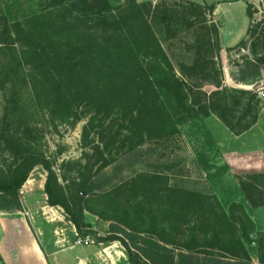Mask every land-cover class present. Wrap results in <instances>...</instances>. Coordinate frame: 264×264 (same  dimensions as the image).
<instances>
[{
  "label": "rangeland",
  "instance_id": "obj_1",
  "mask_svg": "<svg viewBox=\"0 0 264 264\" xmlns=\"http://www.w3.org/2000/svg\"><path fill=\"white\" fill-rule=\"evenodd\" d=\"M110 1L122 6L126 0ZM135 1L151 3L148 24L185 84L188 99L205 96L197 112H174L176 132L166 139L142 138L140 125L123 121L116 107L101 111L82 103L76 118L61 124L51 118L44 94L28 79L27 85L17 82L15 87L38 129L39 149L76 207L146 173L167 177L169 187L193 195L195 201L201 196L206 207L228 215L244 211L256 231L250 235L249 257L259 264L256 239L264 235V207L245 200L238 179L264 191V98L259 95L264 63H256L264 60V0H170L178 6L166 9L169 0ZM154 5L160 6L156 12ZM61 9L59 0H0V17L9 24L55 20ZM62 45L67 49L68 37ZM70 56L81 59L77 52ZM4 59L0 51V62ZM252 64L260 66L258 76H245L242 67ZM4 89L0 85V114L8 97ZM209 103L205 116L203 108ZM12 161L0 152V168ZM45 178V171L35 168L21 189L20 210L0 212V264H130L118 242L102 244L88 236L92 243L77 244L83 237L63 210L46 204ZM83 184L91 187L89 194L81 190ZM86 210L88 229L97 238L106 237L110 223Z\"/></svg>",
  "mask_w": 264,
  "mask_h": 264
},
{
  "label": "trees",
  "instance_id": "obj_2",
  "mask_svg": "<svg viewBox=\"0 0 264 264\" xmlns=\"http://www.w3.org/2000/svg\"><path fill=\"white\" fill-rule=\"evenodd\" d=\"M113 3L59 0L60 14L48 21L9 24L0 17V51L5 55L0 85L8 92L0 114V152L13 160L0 168V212L20 210L21 189L33 170L41 167L46 173V204L61 208L80 237L120 243L130 264H252L248 246L256 231L244 211L228 215L221 208L206 207L201 196L195 201L193 195L169 187L167 177L146 173L76 207L40 151L38 129L24 110L17 82L27 85L29 79L44 94L51 118L61 124L75 119L82 103L101 111L116 107L123 121L140 125L141 137L146 139L168 138L179 121L174 112L192 115L205 99L202 94L188 99L185 84L148 24L151 3ZM64 37H68L67 49L62 45ZM75 52L80 60L71 58ZM259 70L254 64L242 67L245 76H258ZM210 108V103L203 108L205 116ZM238 180L245 200L253 207H264V191ZM81 190L92 191L87 184ZM78 196L83 200L80 192ZM84 210L110 223L106 237L97 238L88 229ZM261 236L256 239L258 262L264 264Z\"/></svg>",
  "mask_w": 264,
  "mask_h": 264
},
{
  "label": "built area",
  "instance_id": "obj_3",
  "mask_svg": "<svg viewBox=\"0 0 264 264\" xmlns=\"http://www.w3.org/2000/svg\"><path fill=\"white\" fill-rule=\"evenodd\" d=\"M259 95L264 98V90H260ZM21 194V192H20ZM89 242H93L92 240H88V238H78L77 244H88Z\"/></svg>",
  "mask_w": 264,
  "mask_h": 264
},
{
  "label": "crops",
  "instance_id": "obj_4",
  "mask_svg": "<svg viewBox=\"0 0 264 264\" xmlns=\"http://www.w3.org/2000/svg\"><path fill=\"white\" fill-rule=\"evenodd\" d=\"M174 4H175L176 6H178V5L175 3V1L173 2V1H170V0H169V2H167V5H166V6L163 5V9H166L169 5H170L171 7H173ZM159 7H160V6H158V5H154V12H156V10L159 9ZM168 9H171V8H168Z\"/></svg>",
  "mask_w": 264,
  "mask_h": 264
}]
</instances>
